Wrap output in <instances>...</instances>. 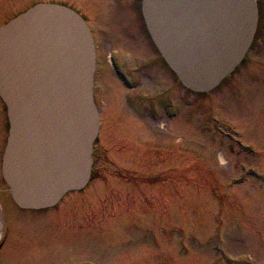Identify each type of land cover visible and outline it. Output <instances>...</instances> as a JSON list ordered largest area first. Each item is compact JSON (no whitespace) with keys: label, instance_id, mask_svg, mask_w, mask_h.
<instances>
[{"label":"rangeland","instance_id":"1","mask_svg":"<svg viewBox=\"0 0 264 264\" xmlns=\"http://www.w3.org/2000/svg\"><path fill=\"white\" fill-rule=\"evenodd\" d=\"M73 1L105 64L112 48L135 63L131 45L153 60L143 75L146 101L138 114L122 99L114 116L103 102L98 172L87 190L45 210L14 209L0 223V264H264V0L243 61L204 93L153 64L159 55L138 30V0ZM7 7L0 0V21ZM6 118L0 100V124ZM7 187L0 174L1 200L11 198Z\"/></svg>","mask_w":264,"mask_h":264},{"label":"water","instance_id":"2","mask_svg":"<svg viewBox=\"0 0 264 264\" xmlns=\"http://www.w3.org/2000/svg\"><path fill=\"white\" fill-rule=\"evenodd\" d=\"M159 50L183 83L215 88L261 26L259 0H143ZM96 47L75 9L38 2L0 25V97L9 133L2 172L23 208L57 204L89 181L99 109Z\"/></svg>","mask_w":264,"mask_h":264},{"label":"flooded vegetation","instance_id":"3","mask_svg":"<svg viewBox=\"0 0 264 264\" xmlns=\"http://www.w3.org/2000/svg\"><path fill=\"white\" fill-rule=\"evenodd\" d=\"M17 1H19L20 3H17ZM38 1H41V0H11V2H10V0H5L6 4L8 6L6 9V13H5L7 16H5L3 18V20L0 21V25L8 22L12 18H14L17 14L28 9L30 6H32L33 4H35ZM51 1L61 2V3L67 4V5L75 8L77 11H79L84 16V18L87 20V22H88V24L92 30V33H93V36L95 39V43H96V49H97V68H96L95 80H94V97H95V102L99 108V117H100L99 133L101 132V128H102V120L105 119V117L103 115V113H104L103 112V102H105L106 106L108 105V108H109L108 113L111 114V116H114V114L119 115V111H118L119 104H120L119 102L122 99L126 103L127 107H129V108L131 107V109H134L139 114L141 112L143 106H144L145 101H146V94H145L144 86H143L144 70H145L146 65L147 64L150 65L153 60H151V61L149 59L145 60L143 54H141L142 56H140L137 53L139 50V47H141V46L131 45L130 46L131 50H133L135 52V54L137 55L135 63H132V65H131L127 62L128 61V55L125 53L126 51H120L121 48H112L111 49V55L109 56V59H108V64L106 63L107 64L106 65L102 59L101 45L98 43V41L95 37L93 28H92L91 23L89 21V18L86 16V14L84 12L81 11V8L76 7L73 3L74 2L73 0H51ZM137 3H138V7H137L138 8L137 9L138 14H140L141 17L144 19V22L141 26L142 29L139 27L138 30L140 29L139 31H143L144 33H145V31L146 32L148 31V33H149V30H148V27H147V24H146L144 15H143V11H142V0H138ZM130 25L132 26L134 24L131 23ZM131 26L129 27V25L124 24L122 28H131ZM130 31L131 32L128 33L129 37L133 38V36H131V35H134V37H135L136 34H135L133 28H131ZM148 35L150 36V38L152 40V44L155 47V49L157 50L158 55H159V58L156 59L153 62V64H155L156 62H159V61H160V63H164V71L162 72V74L164 75V78H166L167 80L168 79H171V80L174 79V82H175V80L177 81V79L179 78L178 75L175 73V71L172 69V67L169 65L167 60L164 58V56L162 55V53L158 49V47L155 44L154 40L152 39L150 33ZM141 45H143V47H144L143 42ZM148 46L150 49L149 44H148ZM165 67H167L168 70ZM105 73H106V75H105ZM186 88H188V87H186ZM188 89H190V88H188ZM190 90L193 91L192 89H190ZM166 103H167V100H166ZM167 104H169V107L172 108L173 106L175 107L176 101L174 100V98H170V99H168ZM6 119H7L6 122L4 121V123L0 124V127H1L0 128V134H1L2 127H5L7 129V132L4 136V139H3V137L1 138V135H0V172H1L0 174H2V177H3L2 155H3L5 145H6L8 128H9L8 118H6ZM96 158H97V155H96V153L93 152V160L94 161H93V170H92L91 180L94 178L96 172H98L96 169L97 168L96 167V160H97ZM3 180L5 181L4 177H3ZM91 180H90V182H91ZM90 182L84 188L79 189V190H72L68 193H71L74 191H78V192L82 193V192L87 190V187L90 185ZM5 183H6V181H5ZM7 186H8V184H7ZM7 190L9 191L11 198L10 199L5 198L4 200L0 199V223L3 225V227H4V224L7 225V219H9L10 217H12V218L14 217L13 216L14 209H16V210L20 209L21 211H26V212H33V211L48 209V208H44V209L22 208L12 198V192H11L9 186L7 187ZM57 205H55L53 207H56ZM23 217H25V216H23ZM11 226H12V224H10V227ZM5 231H6V229H5ZM2 243H3V241L1 242L0 248L2 246Z\"/></svg>","mask_w":264,"mask_h":264},{"label":"trees","instance_id":"4","mask_svg":"<svg viewBox=\"0 0 264 264\" xmlns=\"http://www.w3.org/2000/svg\"><path fill=\"white\" fill-rule=\"evenodd\" d=\"M204 182H205V185H208V186L211 185L210 184L211 181H209V179L208 180L206 179V181H204Z\"/></svg>","mask_w":264,"mask_h":264},{"label":"bare ground","instance_id":"5","mask_svg":"<svg viewBox=\"0 0 264 264\" xmlns=\"http://www.w3.org/2000/svg\"><path fill=\"white\" fill-rule=\"evenodd\" d=\"M0 237H1V231H0Z\"/></svg>","mask_w":264,"mask_h":264}]
</instances>
